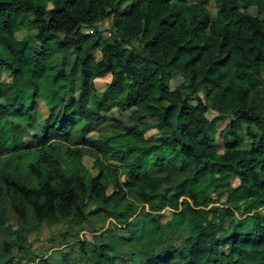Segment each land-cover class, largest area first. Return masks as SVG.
<instances>
[{
    "label": "trees",
    "instance_id": "1",
    "mask_svg": "<svg viewBox=\"0 0 264 264\" xmlns=\"http://www.w3.org/2000/svg\"><path fill=\"white\" fill-rule=\"evenodd\" d=\"M251 7L264 14V0H0V124L12 133L0 139V203L9 200L17 226L0 221L18 252L2 264H51L28 240L57 225L65 264H264V18ZM67 52L72 62L58 69ZM41 100L48 115L26 143ZM112 104L132 110L111 120L118 147L69 144L72 129L100 123ZM163 164L169 174L146 172ZM214 168L239 181L221 206L203 189ZM98 216L102 228L81 238Z\"/></svg>",
    "mask_w": 264,
    "mask_h": 264
},
{
    "label": "rangeland",
    "instance_id": "2",
    "mask_svg": "<svg viewBox=\"0 0 264 264\" xmlns=\"http://www.w3.org/2000/svg\"><path fill=\"white\" fill-rule=\"evenodd\" d=\"M210 10L212 14L214 15L216 12L215 4H210ZM250 13L255 16L259 17L260 19L264 18V14L260 15L258 13V10L256 7L250 8ZM110 26V21H106L103 24L99 26V29L102 30L105 33H108V28ZM89 32V31H88ZM26 33L18 34L20 38L24 37ZM72 38V37H70ZM97 58H100V54L97 53ZM72 54L70 52H67L63 55H58L55 58V64L58 69L67 70L70 62H72ZM2 78L4 80H12L11 74L9 71L2 69ZM111 82V77L106 76L101 79L95 80V88L98 92L103 91L105 88L108 87V85ZM183 83L182 76H176L172 82H171V88L172 90L176 89L178 86H180ZM203 98V96L201 97ZM115 105L112 104L103 114L105 116V119L102 120L98 124H94L90 126L88 129H84L82 126H79L75 129L71 130L70 134V141L69 144H80L84 138H91L93 140H114V136L117 132V127L115 124L111 121L112 119H118V120H127L129 117V114L132 113V110L128 111V113L122 115L118 112V109L114 107ZM48 115L47 107L44 106V103L41 100V104L39 105V112L37 115H34V122L27 126V134L25 136V142L30 143L31 137L29 134H35L39 133L41 131V127L44 123L45 118ZM217 114L212 112L211 115H209L210 119L215 118ZM230 123V118L225 117V119L217 124L218 134L216 137L217 142V148L222 153L225 149L226 142L220 137V132ZM12 136V133L9 129L6 128V124H0V139H8ZM114 138V139H113ZM159 138V133L156 129H150L146 132V139L148 142L152 143ZM113 146L118 147L116 141H113ZM124 146V145H121ZM65 149L63 152L65 153ZM131 156L127 155V159L130 160ZM2 160L0 161V168L2 167ZM84 163L89 167L91 172L93 174H97V170L93 169V160L90 158H86L84 160ZM111 164L114 166H118L114 161H111ZM63 168L66 170H70V165L68 160H65L63 162ZM171 171V167L168 164H163L159 168H148L146 169L147 173L150 174H162L167 175ZM125 176V175H124ZM203 183V189L206 191L208 196H212L216 202L215 205L221 206L222 204H225L227 200V193L226 190H229L231 188L236 187L239 184V181L237 178L229 175L227 172L214 168L211 173L202 180ZM262 215H264V209L260 211ZM0 215L3 216V218L8 221L13 228H16L17 226V217L16 214L11 209L9 200L6 197H2L1 203H0ZM173 216V211L171 209L164 210L160 214V219L163 223H166L169 221ZM245 218V216H242L240 213H237V218L233 221L234 225L236 226V229H238V224L241 219ZM106 227L109 226V223L104 224ZM103 226V219L101 217H96L95 220H91V223L88 225H85L83 227V230L80 232V237L84 239L91 240L93 238L92 231L95 229H100ZM230 225L227 224L226 227H229ZM235 226H232L233 228ZM66 230L65 225H57L55 227H48L43 226L39 229L35 230L29 235V244L33 247V250H37L39 254L42 256L49 257V261L51 264H65L63 258L60 255V250H62L64 247H59L60 244L64 245V240L62 237L60 239H57L60 237V234H62ZM120 234L124 236L120 231ZM54 239L58 244H52L51 240ZM10 244L12 250L11 253L8 254L5 249V244ZM15 241L12 238V232L5 227V225L0 221V264L7 261L11 255H18L17 249L15 247ZM66 250V249H64ZM225 253L229 252L228 247H225L223 249ZM15 264H24L20 262H16Z\"/></svg>",
    "mask_w": 264,
    "mask_h": 264
}]
</instances>
